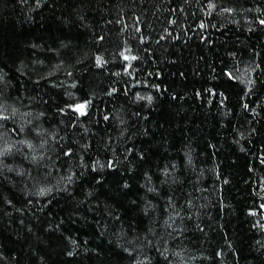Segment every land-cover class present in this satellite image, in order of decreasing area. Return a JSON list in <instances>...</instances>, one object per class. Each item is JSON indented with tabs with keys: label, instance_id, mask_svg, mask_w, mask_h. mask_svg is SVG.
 <instances>
[{
	"label": "trees",
	"instance_id": "16d2710c",
	"mask_svg": "<svg viewBox=\"0 0 264 264\" xmlns=\"http://www.w3.org/2000/svg\"><path fill=\"white\" fill-rule=\"evenodd\" d=\"M0 113V264H264V0H0Z\"/></svg>",
	"mask_w": 264,
	"mask_h": 264
},
{
	"label": "snow or ice",
	"instance_id": "6c2138e0",
	"mask_svg": "<svg viewBox=\"0 0 264 264\" xmlns=\"http://www.w3.org/2000/svg\"><path fill=\"white\" fill-rule=\"evenodd\" d=\"M230 75V74H229ZM88 103V101H84L83 104H77V105H73V107H76L78 109H80V111L83 113L85 108L84 106ZM0 115H3V113H0ZM71 151V149H69V152Z\"/></svg>",
	"mask_w": 264,
	"mask_h": 264
}]
</instances>
